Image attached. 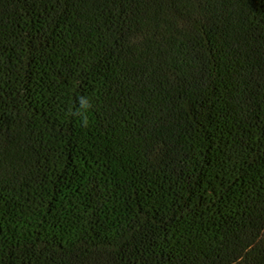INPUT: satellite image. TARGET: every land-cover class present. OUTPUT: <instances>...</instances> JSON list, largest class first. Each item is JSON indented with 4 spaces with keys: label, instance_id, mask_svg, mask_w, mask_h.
Masks as SVG:
<instances>
[{
    "label": "trees",
    "instance_id": "trees-1",
    "mask_svg": "<svg viewBox=\"0 0 264 264\" xmlns=\"http://www.w3.org/2000/svg\"><path fill=\"white\" fill-rule=\"evenodd\" d=\"M0 264H264V0H0Z\"/></svg>",
    "mask_w": 264,
    "mask_h": 264
},
{
    "label": "clouds",
    "instance_id": "clouds-1",
    "mask_svg": "<svg viewBox=\"0 0 264 264\" xmlns=\"http://www.w3.org/2000/svg\"><path fill=\"white\" fill-rule=\"evenodd\" d=\"M78 104L80 106L81 109H85L87 107V101H86V98L84 97H81L78 99ZM87 121L84 120V123H86Z\"/></svg>",
    "mask_w": 264,
    "mask_h": 264
}]
</instances>
